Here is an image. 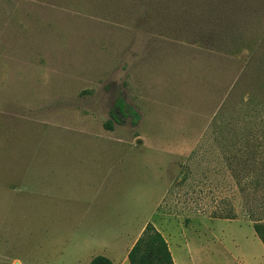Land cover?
Listing matches in <instances>:
<instances>
[{
    "label": "rangeland",
    "instance_id": "rangeland-1",
    "mask_svg": "<svg viewBox=\"0 0 264 264\" xmlns=\"http://www.w3.org/2000/svg\"><path fill=\"white\" fill-rule=\"evenodd\" d=\"M216 1L0 0V264H128L148 222L174 264H264V16Z\"/></svg>",
    "mask_w": 264,
    "mask_h": 264
},
{
    "label": "trees",
    "instance_id": "trees-1",
    "mask_svg": "<svg viewBox=\"0 0 264 264\" xmlns=\"http://www.w3.org/2000/svg\"><path fill=\"white\" fill-rule=\"evenodd\" d=\"M226 4L229 6L226 7ZM210 9L212 10L210 11L211 19L218 21L224 19L225 15L228 18V24L234 27L237 25L238 18L253 19L255 23L263 18L264 0H226L225 3L220 0V3L216 1L215 6H211ZM213 34L218 35L217 29ZM113 110L111 120L105 123L108 129H112L113 121L119 122L121 115L125 117L131 115L133 123L140 118L139 113L120 98L114 102ZM249 217L252 221V228L264 248V217L257 218L253 212L249 213ZM127 261L128 264H174L166 239L151 222L144 226L129 249ZM88 264H112V261L104 255H96Z\"/></svg>",
    "mask_w": 264,
    "mask_h": 264
},
{
    "label": "crops",
    "instance_id": "crops-1",
    "mask_svg": "<svg viewBox=\"0 0 264 264\" xmlns=\"http://www.w3.org/2000/svg\"><path fill=\"white\" fill-rule=\"evenodd\" d=\"M141 231H142V230H141ZM141 231L137 234V236H136V237L134 238V240L131 242L129 249L131 248V246L133 245V243L136 241V239H137V237L140 235ZM255 235H256V234H255ZM256 237H257V236H256ZM257 238H258V237H257ZM258 239H259V238H258ZM173 261H174V260H173ZM15 263H19V264H20V262L17 261V260L14 262V264H15Z\"/></svg>",
    "mask_w": 264,
    "mask_h": 264
}]
</instances>
